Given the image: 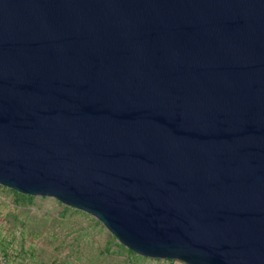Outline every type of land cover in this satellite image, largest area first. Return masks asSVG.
I'll return each mask as SVG.
<instances>
[{"label": "water", "instance_id": "95a60500", "mask_svg": "<svg viewBox=\"0 0 264 264\" xmlns=\"http://www.w3.org/2000/svg\"><path fill=\"white\" fill-rule=\"evenodd\" d=\"M0 186L264 264V0H0Z\"/></svg>", "mask_w": 264, "mask_h": 264}, {"label": "rangeland", "instance_id": "374dc122", "mask_svg": "<svg viewBox=\"0 0 264 264\" xmlns=\"http://www.w3.org/2000/svg\"><path fill=\"white\" fill-rule=\"evenodd\" d=\"M64 206L52 197L17 202L1 186L0 264H184L129 255L101 222Z\"/></svg>", "mask_w": 264, "mask_h": 264}, {"label": "trees", "instance_id": "16d2710c", "mask_svg": "<svg viewBox=\"0 0 264 264\" xmlns=\"http://www.w3.org/2000/svg\"><path fill=\"white\" fill-rule=\"evenodd\" d=\"M1 187V186H0ZM8 190L10 191V192H12L13 194H14V196H15V199L17 200V202H32V200L34 199V197L33 196H30V195H24V194H21V193H19V192H17V191H14V190H12V189H9L8 188ZM68 209H70V207H68V206H64V211H66V210H68ZM77 211V210H76ZM98 222V221H97ZM114 238V237H113ZM127 250V252L129 253V255L131 254H133L134 255V253L131 251V250H129V249H126ZM168 261L169 262H172V260H170V259H168Z\"/></svg>", "mask_w": 264, "mask_h": 264}]
</instances>
